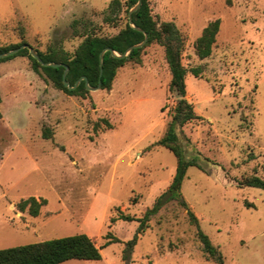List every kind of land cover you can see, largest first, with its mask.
Instances as JSON below:
<instances>
[{
	"label": "rangeland",
	"instance_id": "1",
	"mask_svg": "<svg viewBox=\"0 0 264 264\" xmlns=\"http://www.w3.org/2000/svg\"><path fill=\"white\" fill-rule=\"evenodd\" d=\"M110 1L0 0V48L26 41L46 52L60 42L73 54L83 40L72 33L74 19H88L99 35L125 26V7L118 26L104 23ZM150 5L156 21L174 22L183 34L185 67L203 69L186 78L187 99L203 119L183 127L192 144L185 156L212 174L190 166L181 194L223 264H264V190L237 182L264 178V0ZM216 19L213 53L200 59L194 42ZM141 60L120 67L110 90H89L86 98L56 88L27 56L0 62V249L86 234L102 254L86 264H217L178 201L142 234L137 221H110L120 211L142 217L177 168L176 156L157 145L176 104L164 48L146 46ZM32 196L47 200L37 217L17 208Z\"/></svg>",
	"mask_w": 264,
	"mask_h": 264
},
{
	"label": "trees",
	"instance_id": "2",
	"mask_svg": "<svg viewBox=\"0 0 264 264\" xmlns=\"http://www.w3.org/2000/svg\"><path fill=\"white\" fill-rule=\"evenodd\" d=\"M138 3V0H127L122 4L121 0H111L105 12L103 21L111 26H118L121 20L122 11L125 7L126 23L118 33L114 35H99L96 28L88 19H74L70 25L75 36L82 37L83 40L73 54L67 53L60 42H53L46 52L36 49L44 62H55L63 64L58 68L43 66L33 58L27 48L20 50L17 54L0 59V62L10 60L16 56H27L31 61L34 72L44 74L52 81L58 89L64 90L69 95H78L86 98L89 95V87H97L101 80V89L110 90L118 69L127 62L141 63L142 51L146 46L157 43L164 48L165 59L171 74L169 92L176 98L175 107L171 113L164 135L159 139L157 145L169 149L177 158L176 173L172 179L168 191L162 193L154 202L153 206L144 213L142 217H135L124 214L120 211L117 217L110 219L111 223L117 220L137 221L139 223L138 234H142L149 227L151 217L156 215L168 202L178 201L187 210L189 221L196 227V234L202 244L203 253L217 264H223V255L219 248L214 246L201 227L198 217L189 208L186 200L181 194L182 184L190 166H196L207 174H212V170H207L196 158L188 159L185 156L187 149L192 144L186 137L183 127L195 120L203 117L197 114L194 105L187 99L188 73L195 77H200L203 69L194 67L187 69L182 62V54L185 48V38L174 22H158L152 15L150 0H141L139 8L132 13L134 25L142 31L135 29L129 21L131 9ZM221 27L220 19L213 20L203 29L202 34L194 42L195 54L200 59H206L213 53L217 35ZM147 35V42L143 47L132 49L125 57H117L111 51H106L103 56L102 76L100 77V53L105 48H111L115 53L122 55L125 51L144 41ZM28 44L26 41L20 44H13L0 48V53L15 49L21 45ZM65 66L69 68L66 80L70 86H74L78 79L85 76L87 81L82 80L75 89H69L64 85L63 73ZM1 103V96H0ZM2 114L0 112V119ZM106 128L112 125L105 120ZM100 128L99 123L95 124V130ZM52 137L49 129H44L43 138ZM238 185L255 187L264 190V178L253 175L237 180ZM47 205L46 199L29 197L21 200L17 204L20 211H27L32 217L40 215L42 208ZM253 206V205H249ZM110 238V237H109ZM112 241H117L111 237ZM138 235L127 243V248L132 249L137 243ZM99 261L102 259L101 247L86 234H77L62 238L46 240L42 242L15 246L0 249V264H61L68 260Z\"/></svg>",
	"mask_w": 264,
	"mask_h": 264
},
{
	"label": "water",
	"instance_id": "3",
	"mask_svg": "<svg viewBox=\"0 0 264 264\" xmlns=\"http://www.w3.org/2000/svg\"><path fill=\"white\" fill-rule=\"evenodd\" d=\"M141 4V0H138V3L131 9L130 13H129V21H130V24L137 30L139 31H142L139 27L135 26L134 25V22H133V19H132V13L135 12L139 6ZM147 42V35L145 36V39L143 42H141L140 44H137V45H133L131 47H129L125 53H123L122 55H119L117 53H115L111 48H105L101 51L100 53V77L102 76V72H103V69H102V65H103V56L105 54L106 51H111L113 55L117 56V57H125L129 54V52L134 49V48H140V47H143L145 45V43ZM24 48H27L31 54V56L33 58H35L41 65L43 66H50V67H54V68H58L60 66H62L63 64H59V63H55V62H44L42 60V58L39 56V54L37 53L36 49H34L31 45L29 44H24V45H21L20 47L18 48H15V49H12V50H9V51H6V52H3V53H0V59H3V58H6V57H9L11 55H15L17 54L20 50L24 49ZM64 66V65H63ZM69 71V68L67 66H65V71L63 73V81H64V85L66 87H68L69 89H75L82 80L84 81H87V78L85 76L81 77L80 79L77 80V82L75 83L74 86H70L69 82L66 80V76H67V73ZM101 87V80L99 82V85L97 87H89L88 86V89L89 90H97Z\"/></svg>",
	"mask_w": 264,
	"mask_h": 264
},
{
	"label": "crops",
	"instance_id": "4",
	"mask_svg": "<svg viewBox=\"0 0 264 264\" xmlns=\"http://www.w3.org/2000/svg\"><path fill=\"white\" fill-rule=\"evenodd\" d=\"M88 262H94V261L72 259V260H68L66 262H63L61 264H86Z\"/></svg>",
	"mask_w": 264,
	"mask_h": 264
}]
</instances>
